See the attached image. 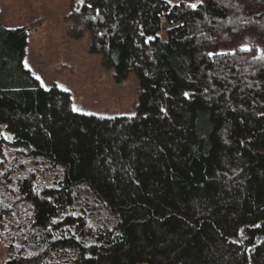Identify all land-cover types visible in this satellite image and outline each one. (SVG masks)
I'll return each instance as SVG.
<instances>
[{
  "label": "trees",
  "instance_id": "1",
  "mask_svg": "<svg viewBox=\"0 0 264 264\" xmlns=\"http://www.w3.org/2000/svg\"><path fill=\"white\" fill-rule=\"evenodd\" d=\"M67 18L115 80L135 73V115L74 111L24 65L34 27L0 23L3 264H264V53L240 44L264 49V0H84Z\"/></svg>",
  "mask_w": 264,
  "mask_h": 264
},
{
  "label": "rangeland",
  "instance_id": "2",
  "mask_svg": "<svg viewBox=\"0 0 264 264\" xmlns=\"http://www.w3.org/2000/svg\"><path fill=\"white\" fill-rule=\"evenodd\" d=\"M72 2L80 4L79 0H0V23L4 27H34L27 35L24 65L27 61L42 86L55 83L67 89L73 108L109 116L132 115L139 95L135 73L130 71L124 79L115 80L113 68L103 66L100 54L89 50L88 31L79 38L67 33ZM240 44L264 53L251 34L244 35ZM6 231L0 237V264L9 256Z\"/></svg>",
  "mask_w": 264,
  "mask_h": 264
},
{
  "label": "snow or ice",
  "instance_id": "3",
  "mask_svg": "<svg viewBox=\"0 0 264 264\" xmlns=\"http://www.w3.org/2000/svg\"><path fill=\"white\" fill-rule=\"evenodd\" d=\"M79 2L83 3L84 0H79ZM90 6L91 5H89V7ZM189 6L192 7V8H195L197 5L195 3H193V4H190ZM141 34L143 35V33H141ZM147 39L151 40V39H153V37H148ZM145 42H147V41H145ZM245 50H250V49L245 48ZM25 66L28 67L27 61H25ZM36 79L37 80H41V78L39 76H37ZM41 84L43 85V81L42 80H41ZM184 95L187 97L189 94L188 93H184ZM73 110L76 111L77 109L74 107ZM132 115H135V114L133 113ZM53 223H55V221H53Z\"/></svg>",
  "mask_w": 264,
  "mask_h": 264
},
{
  "label": "crops",
  "instance_id": "4",
  "mask_svg": "<svg viewBox=\"0 0 264 264\" xmlns=\"http://www.w3.org/2000/svg\"><path fill=\"white\" fill-rule=\"evenodd\" d=\"M24 54H25V52H24ZM23 59H24V55H23ZM27 68H29V67H27ZM30 69V68H29ZM31 71V70H30ZM33 75H35L34 73H32ZM36 76V75H35ZM37 77V76H36ZM40 82V81H39ZM41 84V83H40Z\"/></svg>",
  "mask_w": 264,
  "mask_h": 264
}]
</instances>
